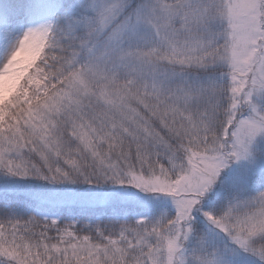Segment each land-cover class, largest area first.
<instances>
[{"label": "snow or ice", "instance_id": "1", "mask_svg": "<svg viewBox=\"0 0 264 264\" xmlns=\"http://www.w3.org/2000/svg\"><path fill=\"white\" fill-rule=\"evenodd\" d=\"M0 264H264V0H0Z\"/></svg>", "mask_w": 264, "mask_h": 264}]
</instances>
